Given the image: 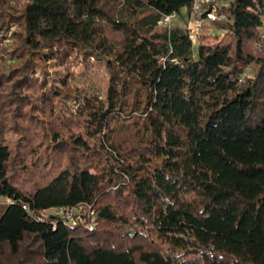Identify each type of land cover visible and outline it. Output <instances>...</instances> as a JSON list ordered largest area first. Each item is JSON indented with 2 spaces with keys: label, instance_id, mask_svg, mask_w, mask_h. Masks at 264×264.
Returning a JSON list of instances; mask_svg holds the SVG:
<instances>
[{
  "label": "trees",
  "instance_id": "trees-1",
  "mask_svg": "<svg viewBox=\"0 0 264 264\" xmlns=\"http://www.w3.org/2000/svg\"><path fill=\"white\" fill-rule=\"evenodd\" d=\"M191 3L0 0V264H264V0Z\"/></svg>",
  "mask_w": 264,
  "mask_h": 264
},
{
  "label": "rangeland",
  "instance_id": "rangeland-1",
  "mask_svg": "<svg viewBox=\"0 0 264 264\" xmlns=\"http://www.w3.org/2000/svg\"><path fill=\"white\" fill-rule=\"evenodd\" d=\"M164 21V20H163ZM167 24L174 26V27H179L180 29L186 31L188 33V36L191 40V54L194 58L197 57V46L199 42L202 40L203 42H212L216 38H219L223 35V29H216V27L208 22H201L199 24L198 20L196 17L192 16L190 11H188L186 8H182L178 13H175L169 20L164 21ZM13 28L10 29L8 38L4 40V42H8L12 38V30ZM260 35L264 36V27L260 29ZM55 74V72L53 73ZM245 74L248 76H251L253 74L252 70V65H249L245 69ZM88 80L94 82V87L95 89H99L100 85V79L95 77V75L89 76ZM78 81H83L82 79H78ZM7 200L5 198H0V211L2 209L1 205L5 203ZM86 212V211H85ZM45 216L47 215H54L55 210L53 208L47 209L44 212ZM90 221V218H86L83 221L77 220L76 223H83L86 226H88ZM94 226V223H93ZM88 228V227H87Z\"/></svg>",
  "mask_w": 264,
  "mask_h": 264
},
{
  "label": "built area",
  "instance_id": "built-area-1",
  "mask_svg": "<svg viewBox=\"0 0 264 264\" xmlns=\"http://www.w3.org/2000/svg\"><path fill=\"white\" fill-rule=\"evenodd\" d=\"M227 0H192L191 6L188 9L192 16L196 17L199 24L201 22H213L224 19V15L219 11L220 6ZM163 16V20H169L173 15ZM27 209L26 206H23ZM54 216H57L63 223L75 224L77 220L83 221L87 217L90 218L88 229H93L95 221L94 212L88 204H78L75 206H59L53 208ZM86 211V212H85ZM39 219H42L39 217ZM55 225V223H54Z\"/></svg>",
  "mask_w": 264,
  "mask_h": 264
}]
</instances>
